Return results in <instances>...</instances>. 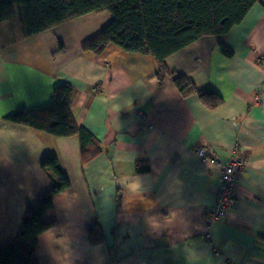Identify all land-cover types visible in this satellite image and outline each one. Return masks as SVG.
Returning <instances> with one entry per match:
<instances>
[{
	"label": "crops",
	"instance_id": "1",
	"mask_svg": "<svg viewBox=\"0 0 264 264\" xmlns=\"http://www.w3.org/2000/svg\"><path fill=\"white\" fill-rule=\"evenodd\" d=\"M111 17L90 12L31 36L18 15L0 22V246L51 187L42 161L54 155L70 186L45 215L52 225L38 236L39 264H264V0L228 33L166 58L196 88L221 94L213 108L171 75L160 80L152 54L85 50ZM63 81L75 88L76 121L100 146L87 157L78 134L5 117L48 103ZM198 143L219 162L235 151L248 159L237 205L211 225L221 167L200 158ZM97 220L94 240L89 226Z\"/></svg>",
	"mask_w": 264,
	"mask_h": 264
},
{
	"label": "trees",
	"instance_id": "2",
	"mask_svg": "<svg viewBox=\"0 0 264 264\" xmlns=\"http://www.w3.org/2000/svg\"><path fill=\"white\" fill-rule=\"evenodd\" d=\"M256 0H0V22L19 16L24 35L31 36L59 23L90 12L108 11L112 17L101 31L84 44V49L103 53L110 45L125 52L152 54L160 80L171 75L183 91L197 93L209 107L223 103L221 94L211 88H196L183 74L172 71L166 58L205 35H224L241 23ZM226 55L233 49L220 40ZM75 88L63 81L54 87L48 103L13 110L9 120L58 136L78 134L85 157L97 145V138L79 125L72 112ZM98 149L100 148L99 145ZM244 155V154H243ZM246 156V155H245ZM42 168L52 181L37 205L29 204L14 237L0 246V264H39L38 236L52 225L45 215L53 206V196L70 186L58 157L46 156ZM90 236L101 238L100 222L89 226Z\"/></svg>",
	"mask_w": 264,
	"mask_h": 264
},
{
	"label": "built area",
	"instance_id": "3",
	"mask_svg": "<svg viewBox=\"0 0 264 264\" xmlns=\"http://www.w3.org/2000/svg\"><path fill=\"white\" fill-rule=\"evenodd\" d=\"M195 148L202 160L211 163L219 162L209 144L198 143ZM235 149H237V147ZM247 162V157L237 151H235L229 160L219 162L221 167L220 184L217 190L215 203L206 217V220L210 225L213 222L229 215L237 205L238 195L236 193V184L240 174L245 169Z\"/></svg>",
	"mask_w": 264,
	"mask_h": 264
},
{
	"label": "rangeland",
	"instance_id": "4",
	"mask_svg": "<svg viewBox=\"0 0 264 264\" xmlns=\"http://www.w3.org/2000/svg\"><path fill=\"white\" fill-rule=\"evenodd\" d=\"M108 12V11H107Z\"/></svg>",
	"mask_w": 264,
	"mask_h": 264
}]
</instances>
